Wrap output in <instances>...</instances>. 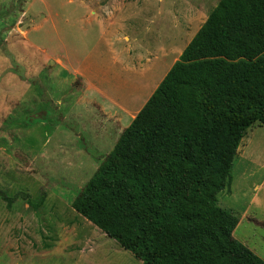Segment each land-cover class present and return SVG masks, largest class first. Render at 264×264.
<instances>
[{
  "label": "rangeland",
  "instance_id": "1",
  "mask_svg": "<svg viewBox=\"0 0 264 264\" xmlns=\"http://www.w3.org/2000/svg\"><path fill=\"white\" fill-rule=\"evenodd\" d=\"M219 1L0 0V190L46 192L0 198V264H143L72 201ZM232 176L218 204L264 259V125Z\"/></svg>",
  "mask_w": 264,
  "mask_h": 264
},
{
  "label": "trees",
  "instance_id": "2",
  "mask_svg": "<svg viewBox=\"0 0 264 264\" xmlns=\"http://www.w3.org/2000/svg\"><path fill=\"white\" fill-rule=\"evenodd\" d=\"M255 124L264 125V0H220L72 208L143 264H264L218 204ZM0 198L38 209L46 192Z\"/></svg>",
  "mask_w": 264,
  "mask_h": 264
}]
</instances>
